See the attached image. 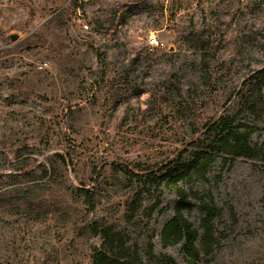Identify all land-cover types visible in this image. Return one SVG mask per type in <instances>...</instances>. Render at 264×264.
Masks as SVG:
<instances>
[{
    "label": "rangeland",
    "instance_id": "rangeland-1",
    "mask_svg": "<svg viewBox=\"0 0 264 264\" xmlns=\"http://www.w3.org/2000/svg\"><path fill=\"white\" fill-rule=\"evenodd\" d=\"M259 70L264 0H0V264H91L101 240L80 228L97 220L135 264H195L161 243L172 188L148 182L131 215L139 187L123 170L161 174L233 116L259 154L217 157L198 185L221 216L196 264H264V109L243 107ZM186 216L198 225L197 209Z\"/></svg>",
    "mask_w": 264,
    "mask_h": 264
},
{
    "label": "trees",
    "instance_id": "trees-1",
    "mask_svg": "<svg viewBox=\"0 0 264 264\" xmlns=\"http://www.w3.org/2000/svg\"><path fill=\"white\" fill-rule=\"evenodd\" d=\"M264 71L259 70L257 75L264 77ZM264 80L259 79L254 88L244 97L243 107L252 115H259L264 109L262 88ZM236 116L224 119L221 129L202 150H195L187 160H177L170 165L160 166L156 174L153 170L138 172L123 170L128 179H133L139 189L129 196L124 204L131 215L138 211V197L141 188L148 182L153 184L160 180V185L171 187L175 197L172 217L160 233L161 243L180 246L181 251L194 263H198L203 256H208L213 250L215 242L214 223L221 216V210L212 198H207L198 187L206 180L209 168L217 157L224 163H231L236 158L255 159L259 154V147L251 143L250 137L253 128L246 123L236 121ZM75 195L83 198L87 212L95 210L99 200L93 191L79 186ZM197 209L199 216L195 227L186 212ZM80 229L86 231L87 236L101 240L98 249L91 256V264H135L133 252L130 248L120 245V238L113 226L94 221ZM132 252V253H131ZM135 253V252H134ZM161 264H175L174 260L164 254L158 255Z\"/></svg>",
    "mask_w": 264,
    "mask_h": 264
},
{
    "label": "built area",
    "instance_id": "built-area-1",
    "mask_svg": "<svg viewBox=\"0 0 264 264\" xmlns=\"http://www.w3.org/2000/svg\"><path fill=\"white\" fill-rule=\"evenodd\" d=\"M78 26H79V30L80 32L84 35V36H89L90 35V30H89V26L88 23L85 22L84 20H78ZM147 44L150 47H159L161 45V43L157 40L156 37H151L147 39ZM40 68H42L41 66H39Z\"/></svg>",
    "mask_w": 264,
    "mask_h": 264
},
{
    "label": "water",
    "instance_id": "water-1",
    "mask_svg": "<svg viewBox=\"0 0 264 264\" xmlns=\"http://www.w3.org/2000/svg\"><path fill=\"white\" fill-rule=\"evenodd\" d=\"M15 38L14 37H11V40H14Z\"/></svg>",
    "mask_w": 264,
    "mask_h": 264
}]
</instances>
